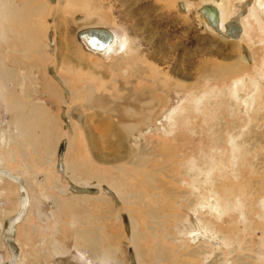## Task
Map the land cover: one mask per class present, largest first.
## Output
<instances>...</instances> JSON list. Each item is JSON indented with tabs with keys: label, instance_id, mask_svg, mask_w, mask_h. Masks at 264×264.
<instances>
[{
	"label": "rangeland",
	"instance_id": "1",
	"mask_svg": "<svg viewBox=\"0 0 264 264\" xmlns=\"http://www.w3.org/2000/svg\"><path fill=\"white\" fill-rule=\"evenodd\" d=\"M220 1L82 0L87 12L68 0L2 1L0 10L15 3L32 11L43 47L24 68L8 58L0 29V67L20 73L12 88L0 72V169L19 174L30 198L10 246L7 223L22 191L0 174V264L15 256V264H209L204 251L216 264H264V0H223L226 19L245 29L240 38L207 24L201 7ZM92 28L126 41L125 49L91 51L81 36ZM85 84L110 105L78 97ZM1 92H15L9 108ZM122 99L152 100V115L124 128L112 108ZM38 102L54 118L46 131L31 111ZM214 188L226 204L221 216L202 213L216 227L205 245L189 235L203 231L196 206ZM64 202L83 215L74 219ZM154 206L151 221L144 212ZM97 227L109 234V255L75 245L78 228ZM161 243L172 258L154 256Z\"/></svg>",
	"mask_w": 264,
	"mask_h": 264
},
{
	"label": "bare ground",
	"instance_id": "2",
	"mask_svg": "<svg viewBox=\"0 0 264 264\" xmlns=\"http://www.w3.org/2000/svg\"><path fill=\"white\" fill-rule=\"evenodd\" d=\"M2 1L3 0H0V4L2 3ZM220 2L221 3H218L216 5H214L212 3H208V4H210L209 5L210 7H207V8H203V6L201 7L202 13L204 15V18L206 19L207 24H209V26L212 27L213 29L217 30L220 34L224 33L226 37L240 38L242 32L243 31L245 32L244 27L242 28L239 21L235 18L230 19V20L226 19V16L228 14L227 10L225 8H222V6H221V4L224 3V1L221 0ZM68 3L70 5L71 4L73 5L74 11H80V10L83 11L84 10L85 12H87V9H85L83 7L84 5L82 3V0H68ZM24 6H28V5L24 4ZM17 7L18 6L15 3H13V4L7 5L6 7L1 8V10H0V29L2 32L1 35L3 37L2 40L5 42V44L10 49V52H8V55H7L8 58L11 61L14 60L20 66H23L24 68H28L30 66L35 65L34 64L35 59L34 60L31 59L33 54H34V50L39 53L41 51L40 49L43 47L41 45L39 39H38L40 36V34H39L40 29H39V24H37V23L31 24L29 22L30 17L33 16V13L31 10L28 12H22V11H20V8H17ZM244 14H245V12H244ZM92 20H93V22L97 21V18L93 17ZM98 20L100 22L108 23L109 17L108 16H100L98 18ZM244 32H243V34H244ZM104 33H106V31L101 30V29L92 28L91 30L83 31L81 37H82L84 43L89 47V49H91V51L93 49L95 52L109 53V52H111V50L113 49V47L116 43H119L120 45H124L123 47L125 49L126 41H120L119 42L116 35L114 38V36H112V34H110L109 32H108L109 34H104ZM32 50H33V53H32ZM117 51H119V50H117ZM17 52H19L22 55L17 56L15 54ZM69 52L70 51L67 50V56H68V59L72 63L74 62L73 66L78 65V64L81 65V63H82L81 57L80 58L71 57L68 54ZM248 58H249V56H248ZM31 60H33V61H31ZM63 61L65 62V60H62L59 62L63 64L64 63ZM0 72L4 73V76L2 79L4 80L6 85L8 87L10 86V87L14 88L18 77H20V73H18V68H10V67L4 68V66H3L0 69ZM78 73H80V72H78ZM64 76L65 75H63L64 79L67 78V76H65V77ZM68 79L69 78L65 79L66 82H68ZM72 79L70 78L71 84H75V83L81 84V82L84 83V80L81 81L80 79H74V78H72ZM70 80H69L68 84L70 83ZM25 82H27V81H25ZM25 89H27V88H25ZM49 90H50V88H49ZM74 92L76 93V95H78V97L82 96V95L85 96L86 97L85 100H87V102H89L90 105H92V106L93 105H102V106L104 105V107L107 108L106 106H107V104H109V102L106 101L107 98H105V96H103L97 90H95L94 85L85 84L83 93L79 92L77 90H74ZM1 93H2L1 94L2 100L6 104V107L9 108V106H8L9 103L11 102V100L15 99V92H13V93L12 92H8V93L1 92ZM138 93H136V95ZM137 97H138V95H137ZM136 102L137 101H135V103H134L133 100L124 99L121 103L120 102L114 103L113 107H112L115 111L120 112L119 118L121 119V121L123 123L122 125L124 126V128H127L128 130L130 129V127L132 125L143 123V122H145L144 120H148L150 114L152 115V113H151L152 110H154V108H152L153 107L152 100H148L146 102L139 101V103H136ZM46 105H44L42 102L41 103L38 102V104L35 106V109L31 110L34 115L36 112V114L38 115L36 118L41 123V126H45V128H44L45 131L48 128H52V126L54 125V118L51 114L52 111ZM108 108H109V106H108ZM128 120H131L130 123L127 122ZM47 131L49 132V130H47ZM65 150L66 149L64 147H62V149H60L61 155H62V153H64ZM71 168L74 170V172L78 171V169H79L77 167L76 168L71 167ZM11 173L5 172L4 170L0 169L1 175L9 177L11 180H13L16 183L19 182L20 183V189L22 191V198L20 201V208L21 209H19L17 215L14 216L13 218H11L7 223L8 242L10 243V246L14 244L13 243L14 241H12V239H11V237H12L11 235L14 232V225L16 223H18L20 218L22 217V215L26 213V208L29 205V200H30L27 189H25V186L22 183L21 176L19 174L15 175V174H11ZM1 178L2 177L0 176V181H1ZM98 178H99V176H98ZM99 179H100V181L105 180L104 178H102V179L99 178ZM106 181L109 182V179L106 178ZM109 186H111L113 188V190H115V188H116V190H118V192L120 191L119 190L120 186H118L117 184L114 185L112 183H109ZM218 188H220V186ZM86 190L94 193L91 189H86ZM207 191H208L207 195L204 194L205 196L203 197V200L201 202H199L200 203L199 205L196 206V210H197L196 214L199 213L197 219L203 225L202 226L203 231L202 230L199 231V230H196L193 228L194 230L193 231L190 230L191 232L189 235L192 239L193 238H195L196 240L199 239L201 244H205V245L209 244L210 242L211 243L214 242V239H213L214 235L213 234L215 233L214 229H216V227L214 228L212 223H211V219L210 218L207 219L208 217H206V215L202 214V213L205 210H208V212L210 211L209 214H212V212H213L216 215L221 216V213L223 212L222 206L224 204H226L224 202L222 203V199L220 197V195H221L220 190L214 188V191H212V190L210 191L209 189H207ZM64 207L67 208L68 212H70V215L74 219H78V218H80V216L83 215V214H81L83 211L79 207H75V205H73L71 202L69 204L67 202H64ZM84 217L89 218V216L87 214ZM131 227L134 228L133 225ZM103 233H102V230H99L98 227L96 229H91V230H89V229L88 230H85V229L82 230L81 228H78L76 231V235H75V237H76L75 245H77V247L90 246L92 248L93 252L98 256H100V254H101V257L104 255L106 256L107 254L109 255L113 251L111 249V244L108 241L109 234L108 233L103 234ZM218 238H220V237H218ZM196 240H194V241H196ZM98 252H100V253H98ZM154 252H155L154 256H156V258L158 257L159 259L160 258L162 259V254H163L165 259H166V257L167 258L173 257V255L170 253V250L167 249V247L164 246L162 243L160 244V246L159 245L155 246ZM204 254H205L204 259L209 261V264H216L215 261H212V260L210 261L213 253L211 254L207 251H204ZM15 258H17V257L15 256ZM15 258H12V260L8 264H15L16 263ZM166 261L169 262V259H167ZM237 263L242 264L241 260H239V259H237V261L235 262V264H237Z\"/></svg>",
	"mask_w": 264,
	"mask_h": 264
},
{
	"label": "crops",
	"instance_id": "3",
	"mask_svg": "<svg viewBox=\"0 0 264 264\" xmlns=\"http://www.w3.org/2000/svg\"><path fill=\"white\" fill-rule=\"evenodd\" d=\"M132 196V195H131ZM134 196V195H133ZM150 207H152V206H149V208ZM154 209H153V213H151V212H149V211H147L148 209H146L145 210V212L144 213H146V215L148 216V218L151 220V221H154L155 220V217H158V215H159V209H157L155 206L153 207ZM143 212H141V214H142ZM138 222V221H137ZM130 225V224H129ZM134 226V225H133ZM130 227H131V225H130ZM136 227H137V225H136ZM103 228V227H102ZM138 228H141L140 226H138ZM150 228H152V227H150ZM92 229H94V228H92ZM131 230H133V228L131 229ZM141 242H139V244H140ZM146 244V246H147V243H145ZM152 244H153V242H152ZM150 248V247H149ZM135 252H136V250H135ZM115 253V252H114ZM137 253H143V251H142V249H139V251L137 252ZM114 257V256H113Z\"/></svg>",
	"mask_w": 264,
	"mask_h": 264
},
{
	"label": "water",
	"instance_id": "4",
	"mask_svg": "<svg viewBox=\"0 0 264 264\" xmlns=\"http://www.w3.org/2000/svg\"><path fill=\"white\" fill-rule=\"evenodd\" d=\"M210 4L206 3V5L203 6V8H207V7H210L209 6ZM104 34H109L108 32L104 33ZM111 36V35H110ZM111 38V37H110ZM109 40V39H108Z\"/></svg>",
	"mask_w": 264,
	"mask_h": 264
}]
</instances>
